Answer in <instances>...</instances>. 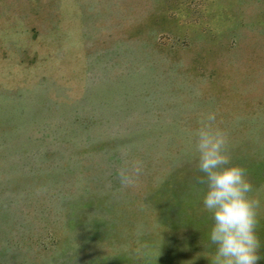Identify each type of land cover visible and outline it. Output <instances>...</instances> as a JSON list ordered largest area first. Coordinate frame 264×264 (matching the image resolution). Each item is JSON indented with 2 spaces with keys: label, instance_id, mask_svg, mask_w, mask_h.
<instances>
[{
  "label": "rangeland",
  "instance_id": "1",
  "mask_svg": "<svg viewBox=\"0 0 264 264\" xmlns=\"http://www.w3.org/2000/svg\"><path fill=\"white\" fill-rule=\"evenodd\" d=\"M210 110L264 245V0H0V264H211Z\"/></svg>",
  "mask_w": 264,
  "mask_h": 264
},
{
  "label": "clouds",
  "instance_id": "2",
  "mask_svg": "<svg viewBox=\"0 0 264 264\" xmlns=\"http://www.w3.org/2000/svg\"><path fill=\"white\" fill-rule=\"evenodd\" d=\"M216 119L211 110L198 118L189 152L202 174L195 177V183L203 185L200 206L211 219L207 232L213 246L211 264H259L264 260L257 232L260 200L250 195L253 186L246 169L232 162L227 133ZM131 169L132 174L117 170L122 186L134 182L139 162L133 161Z\"/></svg>",
  "mask_w": 264,
  "mask_h": 264
}]
</instances>
